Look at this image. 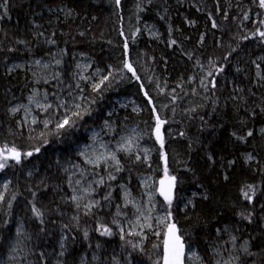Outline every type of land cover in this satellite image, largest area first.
Wrapping results in <instances>:
<instances>
[{
	"label": "trees",
	"instance_id": "1",
	"mask_svg": "<svg viewBox=\"0 0 264 264\" xmlns=\"http://www.w3.org/2000/svg\"><path fill=\"white\" fill-rule=\"evenodd\" d=\"M0 19V148L21 153L19 163L9 159L0 169V180L8 181L0 201V264L20 223L31 237L32 264H82L96 254L111 261L124 250L136 263L156 264L166 228L123 235L115 222L133 211L117 209L123 187L142 196L140 177L159 185L165 163L176 178L172 202L156 200L187 251L193 247L214 264L212 250L225 245L234 247L240 264H264L261 0H7ZM42 44L63 51L72 71L82 54L101 73L81 82V118L71 119L70 130L29 126L12 113L34 83L10 65L46 58ZM123 98L137 109H118L115 101ZM157 117L164 122L163 146ZM105 123L117 135L139 129L149 160L121 156L122 170L99 189V206L77 211L62 165L75 159L87 131Z\"/></svg>",
	"mask_w": 264,
	"mask_h": 264
},
{
	"label": "rangeland",
	"instance_id": "2",
	"mask_svg": "<svg viewBox=\"0 0 264 264\" xmlns=\"http://www.w3.org/2000/svg\"><path fill=\"white\" fill-rule=\"evenodd\" d=\"M7 0H0V9L6 14ZM1 21V19H0ZM150 37L156 38L158 32L154 27H148ZM44 57H35L30 61L11 63L9 70L26 71L30 74L34 86L26 101L12 107V113L26 125L36 127L44 123L46 127L55 126L65 118L75 120L74 112L81 113V82L95 80L100 76V70L93 65V59L79 55L78 62L66 65L65 53L55 48L49 49L41 45ZM47 49V50H45ZM47 52V53H46ZM76 68V69H75ZM76 70V71H75ZM118 109H137V104L130 98L115 101ZM117 128L106 123L100 127L87 131L88 140L74 148L75 159L62 165L67 176L71 195V202L77 211L93 210L99 206V189L111 180V174H118L122 170L121 156L149 160V149L144 143L142 132L136 127L128 126L117 135ZM121 132V131H120ZM114 157V158H113ZM167 167L165 163V168ZM115 178V177H113ZM142 182V196L134 197L127 187L122 189L123 202L120 208H129L133 211L126 220H117L115 226L123 235L144 236L146 230L166 228L167 213L160 208L157 198H164L160 193L161 185H155L148 176L140 177ZM160 183V182H159ZM8 181L0 180L1 194ZM186 202V200H185ZM120 210L118 211V213ZM157 234V231H154ZM161 231L158 232L160 234ZM165 239V238H164ZM31 237L20 223L16 235L11 242L8 256L1 264H32L28 258ZM65 238L61 242V251L64 249ZM234 246L233 243H231ZM126 246L127 244H123ZM222 250H212L214 264H240L239 255L223 245ZM242 252L244 248L236 249ZM62 253L59 257H62ZM85 255L82 264H140L130 259L129 252L124 250L120 256L111 261H101L97 257ZM183 264H205L197 250L184 248Z\"/></svg>",
	"mask_w": 264,
	"mask_h": 264
},
{
	"label": "snow or ice",
	"instance_id": "3",
	"mask_svg": "<svg viewBox=\"0 0 264 264\" xmlns=\"http://www.w3.org/2000/svg\"><path fill=\"white\" fill-rule=\"evenodd\" d=\"M118 2V0H117ZM261 6H264V0H261ZM260 36L264 37V32L259 33ZM126 67L133 71L131 64H127ZM211 75V73H209ZM137 79H139L137 77ZM214 86V85H213ZM97 87L94 85V88ZM147 95V94H146ZM73 116H76L78 118L80 117L79 112H74L72 114ZM158 120V127L156 129L157 131V138L160 140L161 146L164 144L163 136L160 134V128L159 125L163 124V121H159V117H157ZM57 129H71L74 127V122L71 120V118H65L62 122H59L56 125ZM252 133L249 132V135ZM36 151H39V148L36 149ZM25 155L31 156L32 153L28 152ZM114 158V157H113ZM15 160L17 163L21 160V153L15 148H8L7 145H5L3 148H0V169H3L6 166V162L9 160ZM165 180L160 181V193L164 196V198L171 204L172 202V189L175 186V177L171 176L169 177L167 175V168H165ZM245 198L251 200L252 197L248 195L247 192L244 193ZM37 215H41L39 211H37ZM104 233L110 235L111 232L109 229L105 228ZM85 236H87V233H85ZM135 247V246H134ZM162 247H163V255L161 256L160 260L156 262V264H183V257H184V243L182 241V238L177 235V229L176 225L174 223H169L166 225V232H165V239L162 241Z\"/></svg>",
	"mask_w": 264,
	"mask_h": 264
},
{
	"label": "water",
	"instance_id": "4",
	"mask_svg": "<svg viewBox=\"0 0 264 264\" xmlns=\"http://www.w3.org/2000/svg\"><path fill=\"white\" fill-rule=\"evenodd\" d=\"M159 121H160V119H159ZM162 126H163V124L159 125V128H160V134H161ZM157 127H158V126H157Z\"/></svg>",
	"mask_w": 264,
	"mask_h": 264
},
{
	"label": "bare ground",
	"instance_id": "5",
	"mask_svg": "<svg viewBox=\"0 0 264 264\" xmlns=\"http://www.w3.org/2000/svg\"><path fill=\"white\" fill-rule=\"evenodd\" d=\"M17 231V230H16Z\"/></svg>",
	"mask_w": 264,
	"mask_h": 264
}]
</instances>
